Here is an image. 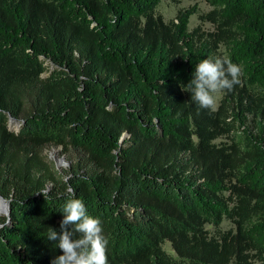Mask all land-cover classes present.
<instances>
[{"label": "trees", "instance_id": "obj_1", "mask_svg": "<svg viewBox=\"0 0 264 264\" xmlns=\"http://www.w3.org/2000/svg\"><path fill=\"white\" fill-rule=\"evenodd\" d=\"M207 1L166 20L160 0H0V264L61 254L69 185L109 264H264V0ZM204 58L241 68L218 109L185 88Z\"/></svg>", "mask_w": 264, "mask_h": 264}, {"label": "clouds", "instance_id": "obj_2", "mask_svg": "<svg viewBox=\"0 0 264 264\" xmlns=\"http://www.w3.org/2000/svg\"><path fill=\"white\" fill-rule=\"evenodd\" d=\"M240 73V66L229 60L204 58L196 64L185 88L190 90L191 99L200 108L211 110L215 94L231 91L239 83ZM40 192L47 195L46 189ZM59 211L62 213L59 231L49 227L46 235V239L55 242L61 250L51 264H109V239L102 221L89 214L84 201L76 196L70 185Z\"/></svg>", "mask_w": 264, "mask_h": 264}, {"label": "rangeland", "instance_id": "obj_3", "mask_svg": "<svg viewBox=\"0 0 264 264\" xmlns=\"http://www.w3.org/2000/svg\"><path fill=\"white\" fill-rule=\"evenodd\" d=\"M197 6L199 9V13L208 12L212 9L207 0H160V4L157 8V12L162 14L166 20H171L176 17L180 10L191 9L192 7ZM200 26L202 30L212 31L214 26L210 22H202L198 16V14H192L190 17V29H194L195 27ZM224 97V92L220 91L215 94V104L214 109H218L220 103ZM14 121L10 120L11 129H16V124H13ZM225 140V138L221 139ZM44 155L54 163L55 168L58 169L61 173L66 172L71 166V160L66 153L62 151L61 147H46L44 150ZM51 185H48L50 188ZM1 195V194H0ZM5 198V197H4ZM6 200H9L5 198ZM10 206V202H9ZM7 215L8 211L5 213H0V215ZM231 227H234L233 223L229 220H225L221 224L222 230H227ZM208 228L211 232H215V227L212 225H208ZM164 248L168 253L172 255H176L173 250L171 244L169 242L164 243Z\"/></svg>", "mask_w": 264, "mask_h": 264}, {"label": "water", "instance_id": "obj_4", "mask_svg": "<svg viewBox=\"0 0 264 264\" xmlns=\"http://www.w3.org/2000/svg\"><path fill=\"white\" fill-rule=\"evenodd\" d=\"M127 133H125L126 135ZM0 200L4 201V205L6 206V210L8 211V214L10 213V206L9 202L10 200H6L2 195H0Z\"/></svg>", "mask_w": 264, "mask_h": 264}, {"label": "bare ground", "instance_id": "obj_5", "mask_svg": "<svg viewBox=\"0 0 264 264\" xmlns=\"http://www.w3.org/2000/svg\"><path fill=\"white\" fill-rule=\"evenodd\" d=\"M5 211H6V206L4 205V201L0 200V213H5Z\"/></svg>", "mask_w": 264, "mask_h": 264}]
</instances>
